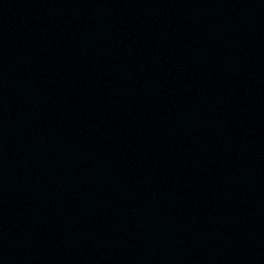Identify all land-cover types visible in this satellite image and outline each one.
<instances>
[{
  "label": "water",
  "instance_id": "95a60500",
  "mask_svg": "<svg viewBox=\"0 0 264 264\" xmlns=\"http://www.w3.org/2000/svg\"><path fill=\"white\" fill-rule=\"evenodd\" d=\"M0 264H264V0H0Z\"/></svg>",
  "mask_w": 264,
  "mask_h": 264
}]
</instances>
